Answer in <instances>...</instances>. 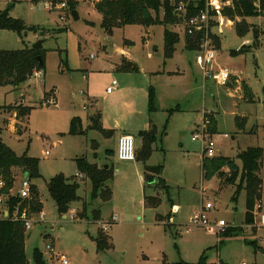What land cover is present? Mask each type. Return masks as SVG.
Here are the masks:
<instances>
[{
    "label": "rangeland",
    "instance_id": "374dc122",
    "mask_svg": "<svg viewBox=\"0 0 264 264\" xmlns=\"http://www.w3.org/2000/svg\"><path fill=\"white\" fill-rule=\"evenodd\" d=\"M49 1L56 0H0V13L14 3L9 16L21 19L27 27L21 34L0 29V50L21 49L43 41L45 69L19 86H0V137L17 155L27 154L36 158L41 174L32 178L31 183L40 193L45 218L39 221L38 213H31L36 222L26 231L27 258L34 261L36 254L41 253L45 264H63L53 257L52 247L68 258V264H186L198 263L203 257L207 263L221 258L228 264L243 261L264 264V227H251L255 212L252 223L249 225L247 222L245 190H241L234 199L237 185L222 186L218 176L210 180L203 178L201 162L205 141L192 140L195 125L191 123L196 117L192 108L196 107L199 115L202 108L214 111L211 115L217 119L218 132L211 133V138L216 144V153L235 158L240 166L242 162L238 154L242 150L252 146L264 150V15L246 18L251 31L245 37L238 35L236 22L225 15L232 23H226L218 35L221 41L219 49L214 39L216 62L230 68L251 87L255 96L253 101H249L242 92L235 91L232 79L227 85H219L203 76L196 63V51L185 48L188 34L183 16L167 26L178 33L181 40L173 57L165 58L166 27L163 24L148 27L140 23L128 24L114 28L109 34L93 0H58L76 3L77 20L69 9H44L42 5ZM179 5L185 6L183 3ZM69 6L71 8L70 3ZM179 12L183 15L185 11L181 9ZM63 15L65 20L61 19ZM160 16H163L162 9ZM254 30L259 47L232 54L244 44L252 45ZM118 49L127 50L144 69L136 74L137 77L159 67L181 71L180 76L173 78L172 84L179 86L172 94L162 93L160 107L159 103L156 104L159 138L152 145L151 155L144 161L146 166L142 162L135 165V161H121L116 153L107 154V148L116 151V138L104 142L100 132L88 130V117L93 115L94 109L92 104H87V86L93 85L94 91H101V85L109 83L108 73L114 72V63L121 57L126 58ZM149 52L153 57L148 56ZM91 54H96V57L92 59ZM115 76L119 79L117 73ZM162 85L170 83L166 81ZM180 85H188V90H181ZM51 96H55L56 103L46 104ZM99 103L102 107L105 104L109 106L103 95ZM21 104L33 106V109L26 122H22L23 130L19 133L15 128V114L6 107ZM176 106L189 111L171 112ZM237 116L240 122L246 117L241 128L237 125ZM74 119L76 125L73 128ZM78 119L82 124L77 122ZM6 120H9L8 124ZM165 125L166 130L162 133ZM94 135L101 139L99 149L92 148ZM135 144L137 148L136 140ZM82 157L108 166L112 171V178L107 183L112 191L110 200H93L90 180L76 177L79 174L77 159ZM147 166H161L159 176L170 186L169 193L160 182L147 184L144 180L148 174ZM14 173L16 194L25 175L20 170ZM60 173L71 180H78L80 184L78 195L81 199L73 203L66 214L58 212L47 186V182ZM260 175L263 179V208L257 211V224H260V215L264 213V154ZM154 184L161 204L158 208H146L144 197L148 193L155 194L151 187ZM85 201L86 217H81ZM207 202L214 206L208 213L209 218L228 222L225 229L229 236L223 234L221 244L218 234L210 233L202 226L190 225L191 218ZM96 208L101 209L102 219L99 221L93 219ZM5 211L8 208L2 202L0 219L7 217ZM73 211L76 212L75 218L71 217ZM158 214L164 215L165 219L159 221ZM115 215L118 221L109 224V230L105 231L111 246L104 252H98L93 238ZM247 225L250 228L245 233L243 226Z\"/></svg>",
    "mask_w": 264,
    "mask_h": 264
},
{
    "label": "trees",
    "instance_id": "16d2710c",
    "mask_svg": "<svg viewBox=\"0 0 264 264\" xmlns=\"http://www.w3.org/2000/svg\"><path fill=\"white\" fill-rule=\"evenodd\" d=\"M69 11L72 13L75 10L76 3L69 2ZM68 3V4H69ZM185 5L186 11L181 15L179 12V4ZM95 7L102 14L103 27L112 34L116 27H123L128 24H143L148 27L153 24H163L166 28L164 31V56L171 58L176 46L180 42V35L167 26L173 25L178 18L183 16L187 19L193 15H197L206 7V0H176L172 3L171 0H100L95 3ZM163 10V16H160V11ZM178 12V13H176ZM225 15L236 22V31L240 37H245L251 31V26L246 21L247 17H257L264 15V0H232V6L225 9ZM241 18V20H239ZM27 27L21 19L9 16H3L0 13V29L16 31L19 34ZM36 31V29H34ZM202 34L194 36H186L185 48L187 50L197 51L201 48ZM216 47H221L220 37L214 35ZM257 33L254 30L252 45H243L238 51H232V54L248 52L259 47L257 42ZM250 46V47H247ZM38 57H41L39 59ZM120 71L134 72L139 71L136 63L125 58L116 67ZM45 69V63L42 56V48L36 49L33 46L25 45L21 49L0 50V86L12 85L14 87L28 81L39 72ZM242 89L247 100H254V93L251 87L243 80ZM157 100L155 89H149V110L154 112L157 110ZM9 112H14L17 120L16 131L22 132V122H26L33 106L14 105L6 107ZM174 110H171L173 112ZM210 119L209 132L215 134L218 132L217 119L211 113L207 115ZM91 128L98 129L103 134L108 136V131L105 130L100 122V113L97 112L90 116ZM7 124L9 123L6 120ZM236 122L239 128L245 125L246 117H243L241 122L239 116L236 117ZM76 125V119L73 121V128ZM73 128L71 132L73 131ZM144 143L140 150L139 157L146 161L153 151L152 145L156 140V129L154 126L149 131H142ZM107 154L114 155V150L107 149ZM263 148L259 146L248 147L238 154L242 165L240 166L236 159L225 155H216L208 157L202 151V172L203 178L210 180L214 176H218L220 184H235L237 190L234 199L237 198L241 190L246 192V220L249 224L253 221V214L257 203H262L263 199V179L260 175L263 166ZM78 172L84 175V178L90 180L92 184L91 198L93 200L100 199L106 202L112 198V191L108 186V181L112 178V171L108 166L99 167L97 163L89 162L86 158L77 159ZM148 174L144 179L147 184H152L157 181L163 184V188L169 191V186L159 176L161 166H147ZM15 170H20L30 180L41 176L38 168V160L27 154L17 155L0 137V181L4 182L1 189L2 193H8L14 188L16 183ZM77 177V176H76ZM239 183L237 184V182ZM48 191L50 196L56 203V207L60 214H66L72 208L73 203L79 201L81 197L78 195L80 187L79 181L70 179L63 173L52 177L48 182ZM31 197L22 199L17 195H12L6 203L8 208V216L0 219V264H45L41 253L36 254V259L30 261L26 255V238L27 233L24 223L21 219L12 217L16 206L21 208L27 207L30 213H39L42 211L43 203L40 198V193L36 186H31ZM161 204L159 196L145 195V207L158 208ZM86 201L84 202V210L80 213L81 217H86ZM159 221H163L161 215H157ZM93 219L99 221L101 219L100 208L94 209ZM238 229H242L239 227ZM237 230V228H236ZM235 230V231H236ZM105 231L100 229L97 236L93 238L96 243L97 251L104 252L111 246L110 238L105 235ZM224 235L229 236L227 231ZM220 244L223 242L222 236L219 237ZM249 243L255 244L254 241ZM186 264H207L206 258L203 257L198 263Z\"/></svg>",
    "mask_w": 264,
    "mask_h": 264
},
{
    "label": "built area",
    "instance_id": "2783aa9c",
    "mask_svg": "<svg viewBox=\"0 0 264 264\" xmlns=\"http://www.w3.org/2000/svg\"><path fill=\"white\" fill-rule=\"evenodd\" d=\"M94 3L99 2L100 0H93ZM231 2V3H230ZM231 4V5H230ZM229 6H232L231 0H207L206 1V7L203 9L200 13L197 15H193L187 19H185V26H186V32L189 36H194L196 34H202V43L201 48L197 51L196 55V63L199 65L203 72V76L208 79L211 78L219 85H227L229 81L233 77V71L228 67L220 66L216 62V54L217 51L214 46V35H220V32L222 33L223 27L226 26V23L231 24L232 21L229 20L227 17H225V9ZM42 7L46 10H65L69 9V4L65 1H49L45 2ZM183 9V11H186L185 6H180L179 10ZM61 19L65 20V16H61ZM215 30V31H214ZM219 31V32H218ZM92 59L96 57V54H91L90 56ZM40 72V71H39ZM37 72H35L36 76ZM117 85V81L113 80L109 87H107L106 91L107 93H111L114 89V86ZM55 104V96H51L46 100V104ZM85 109H87V106H85ZM209 113L204 114V118L201 124H199L192 133V140H203L205 141V148L203 151L205 152V155L208 157H214L218 155L216 153L215 147L216 144L211 138V133L209 132V125H210V119L207 117ZM136 144H135V138L132 135H122L118 140V146H117V157L121 161H134L136 159ZM49 154V152H47ZM77 177L84 178L83 174H78ZM4 186V182L0 181V203L4 202L5 206L7 201L10 199L12 195H17L21 197L22 199H28L31 196V180L25 176L23 178L20 189L15 194V187L10 190L8 193H2L1 189ZM213 204L210 202H207L205 205H203L201 211L193 216L191 218L190 225H196V226H202L205 227L208 232L210 233H216L219 237H221L225 232L227 231L225 228L228 226V222L225 219H211L209 218V211L213 209ZM263 205L262 203H257L255 206L254 212L257 214L258 210H262ZM9 212L6 211V215L8 216ZM255 214V217H256ZM39 215V221L44 220L45 213L44 211H40L38 213ZM76 212H72V218H75ZM14 219H21L24 223V227L27 230H30L33 226V224L36 222L31 217V213L27 207L21 208L20 205L16 206L14 213L12 215ZM254 217L253 224H251V227L257 226L258 227H264V213L260 215V224L256 223ZM118 221V216H112L111 220L108 223L103 224V230L107 231L109 230L108 225L110 223H114ZM250 225V224H249ZM243 226L245 227V233L247 228L249 229L250 226ZM225 229V230H224ZM243 230V228H242ZM51 250L53 252V257L59 259L63 264H68L69 260L68 258L60 254L57 251H54L51 247ZM207 264H228L224 262L221 258H218L216 261L207 263ZM241 264H247L245 261Z\"/></svg>",
    "mask_w": 264,
    "mask_h": 264
},
{
    "label": "crops",
    "instance_id": "0c3cea01",
    "mask_svg": "<svg viewBox=\"0 0 264 264\" xmlns=\"http://www.w3.org/2000/svg\"><path fill=\"white\" fill-rule=\"evenodd\" d=\"M246 41L248 42V40H246ZM129 48H131V47H129ZM176 49H177V46H176ZM118 51H119V53H121V55H124L126 57L125 59H129L130 61L133 60L132 62H134L138 65L139 71L124 72V71L118 70L116 67L121 62V60L124 58V57H121L119 62L114 63V69H112L114 72L108 73L110 76L109 83L107 85H101V91H99V90L94 91L93 85L87 86L86 93L84 92L86 95V98H87V104H88V106L91 104L93 105V109H94L93 114H95L97 112L100 113V122H101L103 128L108 131L109 135L106 136L105 134H103L98 129L91 128L92 123L90 120V116H92V115H89V117H88V130L90 132L91 131L100 132L103 136L102 140L104 142L107 141V139L112 140V139L116 138V139H114V141H116L117 146H118V140L122 135H132L138 143V147L136 148L137 149V152H136L137 155H136V159L134 160L136 163L133 161H126V162H133L135 165L142 162L144 164V166H146L144 161L142 159H140V157H139L140 150H141L143 143H144V137H143L142 131H149V130H151V127L154 126L156 129V140H155V142H156L157 139L159 138V126H158V124L160 123V122L156 121V118H155V116H156L155 112L156 111L150 112V110H149V89H150V87H153L155 89L156 100H157V103H159V107H160L161 100H162L161 99L162 93L168 92V93L172 94L174 92V88L175 87L177 88L179 86V85H172V84H173V78L175 76L176 77L180 76L181 71L180 70H173V69H169V68L161 69L159 67V68H157L158 70L152 69L149 71H145L143 77H137L136 74H140L142 71H144V69L141 67L139 62L137 60L133 59L127 50L118 49ZM196 54H197V51H196ZM148 56L153 57V54L151 52H149ZM115 73L118 74L119 79L116 78ZM113 80L117 81V85L114 86V89L111 93H107L106 89H107V87L110 86V84L112 83ZM164 80L169 81L170 85H162L164 82H166ZM243 80L244 79H241V76H238L235 72H233V77H232L231 83H233V85L235 86V91H238L239 94L242 92L244 95V92L242 89V81ZM180 86H181V90H188V85H180ZM101 95H103L105 98H107V101H109V104H108L109 106H107L106 104L103 107L101 106V104L99 103V98L101 97ZM240 96H241V98L243 97L242 95H240ZM88 106H87V109H88ZM180 109L181 108L179 106H176V108L171 109V110H175V111L178 110L179 112L189 111L187 109L186 110L185 109L180 110ZM192 112H194V117L195 116L196 117L194 118L193 121H191V123H194L195 128H196L200 123H202L205 113H209V112L211 113L214 111H212V110L208 111V110L202 108L201 113L199 115L198 113H196V107H195V108H192ZM78 120H77V122L80 123L81 120L80 119H78ZM81 124H82V121H81ZM161 125H164V124H161ZM194 125H193V127H194ZM165 130H166V125L164 126V130L162 131V133L165 132ZM161 135H163V134H161ZM93 137H94V142L92 144V148L93 149H99L100 146L102 145L101 139H100V137H96V135H94ZM109 149H112V148H109ZM112 150H114V149H112ZM116 151H117V149H116ZM116 151L114 150V155H115ZM116 155H117V153H116ZM102 166H103V164L99 165V167H102ZM141 178L143 179V176H141ZM155 182H157V181H155ZM165 183H166V181H165ZM151 187L153 188L156 186L154 184V186L152 185ZM153 189L155 190V194H149L148 193L145 195L159 196L158 190L155 188H153ZM169 191H170V186H169ZM169 191H166V192L169 193ZM174 204L175 203H173V208H174ZM262 205H263V203H262ZM144 206H145V197H144ZM175 207H177V206L175 205ZM146 208H148V207H146ZM5 215H6V211H5ZM158 215H160V214H158ZM161 216L163 217V220H164L165 216L164 215H161ZM110 224H113V223H110ZM214 261H216V260H214ZM214 261H209L208 263H211Z\"/></svg>",
    "mask_w": 264,
    "mask_h": 264
},
{
    "label": "water",
    "instance_id": "95a60500",
    "mask_svg": "<svg viewBox=\"0 0 264 264\" xmlns=\"http://www.w3.org/2000/svg\"><path fill=\"white\" fill-rule=\"evenodd\" d=\"M13 5H14V3L9 4L8 7L6 8V10L2 12V15L6 16ZM72 15H73L75 20L79 19V16H78V13L76 10H73ZM42 44H43V41H39L37 44L33 45V47L36 49H41ZM38 58L41 59V57H38Z\"/></svg>",
    "mask_w": 264,
    "mask_h": 264
}]
</instances>
